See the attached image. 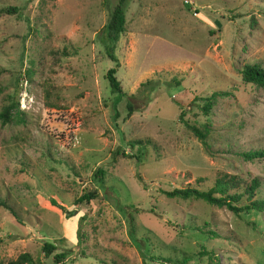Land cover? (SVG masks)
<instances>
[{
  "label": "rangeland",
  "instance_id": "rangeland-1",
  "mask_svg": "<svg viewBox=\"0 0 264 264\" xmlns=\"http://www.w3.org/2000/svg\"><path fill=\"white\" fill-rule=\"evenodd\" d=\"M115 2L0 0V111L12 106L0 123V198L15 214L0 207V261L264 264V208L233 214L162 194L226 174L257 178L264 201V158L234 154L264 149V90L238 74L264 67V0H130L117 64L99 41ZM111 67L123 96L109 91ZM147 80L157 85L143 104L132 95ZM92 190L96 199L72 205ZM52 198L82 217L77 228L67 233L45 208ZM44 242L55 248L47 257Z\"/></svg>",
  "mask_w": 264,
  "mask_h": 264
},
{
  "label": "trees",
  "instance_id": "trees-1",
  "mask_svg": "<svg viewBox=\"0 0 264 264\" xmlns=\"http://www.w3.org/2000/svg\"><path fill=\"white\" fill-rule=\"evenodd\" d=\"M129 1L130 0H116V2L109 9L106 22L100 28L101 36L99 41L103 43V48L107 57L115 64H117V62L112 54V49L119 34L123 32L124 9ZM3 11L6 13L15 12V8L7 7ZM194 14L197 15L196 11H194ZM114 74L115 67L107 69L104 74V78L107 81L109 91L111 93H116L123 96L124 93H122L119 83L116 80ZM238 74L242 83L252 85L256 89L264 90V67H262L258 63L243 64L242 67L238 70ZM156 85L157 84L152 82L151 80L140 82L136 89V93L132 95V98L139 97L140 100H142L143 104L147 103L149 101L148 95ZM174 85H178V82L174 81ZM223 94L224 93L221 92L219 93V95ZM216 96L217 94L215 92H212L210 96L205 99L206 103L201 107L204 112H207L209 106L215 102ZM11 108V105L4 106L2 108V110L0 111V123L5 124L10 122L9 111ZM125 109L127 116H129L135 109L134 104L129 101V99L125 103ZM184 125L195 135L196 138H198L200 141L203 140V134L195 127L186 124ZM134 145H136V152L140 154L139 151L143 149L141 148V142L139 140H131L127 143V146L130 148H132ZM234 154H236L243 161H253L256 159L264 158V149H248L245 151H237ZM94 175L100 179L102 177V172L100 170H97ZM259 185L260 182L255 177L250 178L248 181H246L238 175L221 174L218 175L214 179L212 185L205 190H199L197 187L185 186L183 188H173L169 191H162V194L167 198H178L181 200H202L208 205L218 208H225L233 214H238L240 212L248 210L261 211L264 208V201L257 200L253 196L255 190L259 187ZM237 189H240L241 191L237 192ZM97 197L98 195L94 190L83 192L73 199L72 205L77 206L82 203L88 204L91 200L96 199ZM242 197H244V200H242ZM42 204L48 210L63 215L66 218L63 225L67 233L73 227H78L79 220H81L82 217L80 216L79 219L77 218L76 220V216H74V211L72 209H65L61 205L57 204V202L53 198L46 200L43 199ZM0 207L9 211L13 216L15 215L9 205H7L1 198ZM54 249L55 248L53 245L44 242L41 247V252L45 257H47ZM63 258V253L55 254L53 256L54 263H59ZM29 262V255L26 253H21L15 260H10L6 263H2L0 261V264H27Z\"/></svg>",
  "mask_w": 264,
  "mask_h": 264
}]
</instances>
